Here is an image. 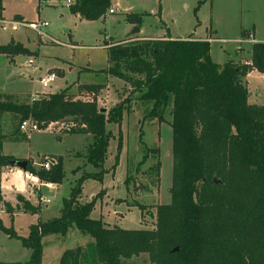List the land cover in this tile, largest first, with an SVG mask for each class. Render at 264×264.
Listing matches in <instances>:
<instances>
[{"label": "trees", "instance_id": "obj_1", "mask_svg": "<svg viewBox=\"0 0 264 264\" xmlns=\"http://www.w3.org/2000/svg\"><path fill=\"white\" fill-rule=\"evenodd\" d=\"M110 8V0H74L70 12L97 21ZM126 22L140 28L142 18L131 14ZM107 50L109 67L102 74L129 83L138 101L153 103L149 117L165 123L171 109V203L157 207L152 230L111 229L90 218L93 203H79L78 188L65 200L59 218L31 226L27 238L5 229L0 221V231L21 240L32 253L26 263L0 264H42L43 239L65 236L71 227L94 242L65 251L60 264H123L141 255H148L150 264H264V106L249 103L246 81L250 69L264 75V43L252 46L249 65L216 64L210 42L193 39L130 38L113 42ZM23 52L21 45L0 47V54L8 56ZM102 89L101 85L79 88L95 96L91 102L75 99L67 91L31 104L0 97V121L4 114H14L20 125L28 122L39 131H51L52 125L70 119L74 123L66 134L94 137L88 160L99 167L111 138L107 125L121 123L129 102L126 99L108 114L102 112L97 102ZM1 148L0 144V183L2 168L14 167V160L2 156ZM50 171L36 175L30 163L26 170L42 181L59 184L60 172L51 175ZM101 176H85L79 186L85 179ZM27 206L29 213L38 212ZM176 248L179 251L172 253Z\"/></svg>", "mask_w": 264, "mask_h": 264}, {"label": "rangeland", "instance_id": "obj_2", "mask_svg": "<svg viewBox=\"0 0 264 264\" xmlns=\"http://www.w3.org/2000/svg\"><path fill=\"white\" fill-rule=\"evenodd\" d=\"M67 1L3 0L0 47L21 45L26 53L0 54V97L16 104H31L33 98L67 91L75 99L91 102L95 96L81 93L79 88L101 85L103 89L97 102L102 112L108 114L118 105H124L126 99L129 102L125 104L121 123L107 125L111 138L105 161L99 167L88 160L94 137L66 134L74 123L72 120L52 125L51 131L31 133L21 129L19 116L4 114L0 121L1 155L14 161H27L36 175L43 172L41 166L46 160L53 161L50 174L59 171L61 182L53 184V188H40L25 178L20 182L19 186L23 187L20 192L16 190L19 180L14 173L22 170L3 167L1 177L14 171L8 176L13 184L6 185L3 192L7 200L1 195V224L5 229L14 230L17 236L27 238L31 226L59 218L65 200L79 188V203H93L91 219L111 229L152 230L157 207L171 203V109L165 114V123L149 117L153 103L138 101V94L132 93L134 89L129 83L102 74L109 67L107 49L113 42L138 38L134 32L139 29L141 36L148 38L210 39L214 63H238L251 56L253 43L248 34L255 32L257 40H264V1L110 0L106 17L97 21L73 15ZM131 14L142 18L140 28L126 22ZM11 22L22 26L13 31ZM40 23L48 24L43 36L31 27ZM4 27L6 31L2 30ZM215 37L219 39L214 40ZM30 61L34 62L33 66L29 65ZM50 73L56 74L57 80L51 89H44L39 79ZM247 83L254 95L251 103L264 106L263 75L252 72ZM158 164L160 170H157ZM100 173L102 179H85L79 186L83 177ZM40 183L51 184L42 180ZM36 189L41 190L40 197L36 196ZM27 203L38 212L29 213ZM91 242V236L75 227L65 236H47L42 241V264H59L63 252ZM31 255L21 240L0 231V262L26 263ZM123 264H150V261L148 255H141Z\"/></svg>", "mask_w": 264, "mask_h": 264}, {"label": "crops", "instance_id": "obj_3", "mask_svg": "<svg viewBox=\"0 0 264 264\" xmlns=\"http://www.w3.org/2000/svg\"><path fill=\"white\" fill-rule=\"evenodd\" d=\"M264 1V0H263ZM113 11V10H112ZM114 14V13H113ZM17 18V17H16ZM253 30L255 31L256 30V26L254 25V27H253ZM247 37H249V41H252V46L254 45V44H258V43H264V40H262V39H256V33L255 32H253L252 34H248L247 35ZM138 38H140V39H159V38H148V37H143V36H141V34L139 33L138 34ZM164 39H166V38H168V39H171V40H187V39H193V40H197V41H211L210 39H202V38H200V39H197V38H194V37H190V38H186V39H181V38H171V37H163ZM128 39V38H127ZM214 40H218L219 38H217V37H215V38H213ZM241 49V48H240ZM251 51H252V49H251ZM212 58V57H211ZM213 60V59H212ZM237 63V62H236ZM238 63H241V64H247V65H249L250 63H251V56L249 55V57L248 58H245V60H243V58L240 60V61H238ZM220 65V64H219ZM256 70L255 69H252L251 71H250V73H252V72H255ZM249 73V74H250ZM248 74V75H249ZM26 79L28 78V76L27 75H25L24 76ZM263 77H264V75H263ZM247 78H248V76H247ZM246 81H247V79H246ZM247 85H248V83H247ZM248 90H249V88H248ZM249 92H250V90H249ZM253 97H254V95H253V93H250V97H249V103L251 104V105H257V104H252L251 102H252V99H253ZM257 106H261V105H257ZM52 163H54L53 161H52ZM42 168V167H41ZM13 171H14V169H12L11 171H9V172H11V173H9L10 175H12L13 174ZM22 172V171H21ZM19 172V173H14V175H15V178H17L18 180H19V184L17 185L19 188H16V190L17 191H20V189H23V187H21V186H19L20 185V182L23 180V179H25V173H28V172ZM9 174L8 175H6L5 177L3 176V177H1V183H0V192H1V195L3 196V197H5V199H6V196L3 194V192H4V188H5V186L6 185H12L13 183H12V178H10V177H8L9 176ZM6 178H8V180H6ZM33 181H31L33 184H35V185H39L40 186V188L41 187H47V188H53V184H46V185H44L43 183H40V180H39V178H37V177H35V176H33ZM2 180H3V182H2ZM29 181V180H28ZM48 185H49V187H48ZM16 186V187H17ZM21 192V191H20ZM39 192V193H38ZM40 195H41V190H39V189H36V196L37 197H40ZM7 200V199H6ZM46 201V200H45ZM60 215H61V213H60ZM93 242H94V240H93ZM93 242H91V243H93ZM91 243H89V244H91ZM89 244H87V245H89ZM86 245V246H87ZM85 246V247H86ZM64 253V252H63ZM63 255V254H62ZM60 264V263H59Z\"/></svg>", "mask_w": 264, "mask_h": 264}, {"label": "built area", "instance_id": "obj_4", "mask_svg": "<svg viewBox=\"0 0 264 264\" xmlns=\"http://www.w3.org/2000/svg\"><path fill=\"white\" fill-rule=\"evenodd\" d=\"M73 4V1L72 0H68L67 1V6L70 7L72 6ZM111 14L114 13V11H110ZM9 26H11V29L13 31H18L20 29V27L22 26V24L18 23V22H11L9 23ZM31 27L35 30H37L39 33L40 36H43L44 35V31L43 29L44 28H47L48 27V24L47 23H40V24H33L31 25ZM3 31H6L7 30V27H4L2 28ZM29 65L30 66H33L34 65V62L33 61H30L29 62ZM57 80V75L54 74V73H50L49 75H46L45 77H42L39 79V84L42 86V88L44 89H51L52 88V83L55 82ZM37 100H39V97L38 98H33L31 100L32 103H35ZM21 129L22 130H29L31 133L32 132H38L39 129L37 126L35 125H31L29 124L28 122H24L22 123L21 125ZM52 161L50 160H46L45 163L42 164V169L45 170V171H50L51 168H52ZM25 178L26 180H29V181H33V175L30 174V173H25ZM49 187V185H48ZM50 201L49 200H46V203H49Z\"/></svg>", "mask_w": 264, "mask_h": 264}, {"label": "water", "instance_id": "obj_5", "mask_svg": "<svg viewBox=\"0 0 264 264\" xmlns=\"http://www.w3.org/2000/svg\"><path fill=\"white\" fill-rule=\"evenodd\" d=\"M134 33L139 34V29L135 30ZM251 70H252V69H250V71H251ZM12 166H14L15 168H18V169H20V170L26 172V170H27V166H28V163H27V161H13V162H12ZM214 183H215V184H219V181L214 180ZM178 251H179V249L176 248V249H174V250L172 251V253H176V252H178Z\"/></svg>", "mask_w": 264, "mask_h": 264}]
</instances>
